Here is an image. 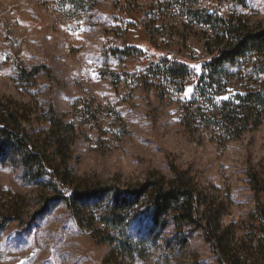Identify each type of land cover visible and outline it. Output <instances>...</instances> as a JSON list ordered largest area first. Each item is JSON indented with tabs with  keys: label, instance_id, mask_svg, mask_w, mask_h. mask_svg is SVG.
I'll list each match as a JSON object with an SVG mask.
<instances>
[{
	"label": "rangeland",
	"instance_id": "374dc122",
	"mask_svg": "<svg viewBox=\"0 0 264 264\" xmlns=\"http://www.w3.org/2000/svg\"><path fill=\"white\" fill-rule=\"evenodd\" d=\"M176 1L0 0V114L23 118L27 140L54 166L59 136L68 169L82 185L122 192L157 176L170 180L171 165L186 172L220 204L231 246L247 264H264L256 245L264 220L254 216L264 191L256 197L250 180L255 175L264 189V107L257 128L239 135L213 133L186 117V106L205 90L198 84L201 64L211 58L205 42L214 47L230 17L263 29L264 0ZM164 56L189 63L184 79L166 78ZM263 62L264 52L229 67L239 75L218 79L210 88L218 94L207 93L212 102H198L191 116L255 88L264 79ZM37 66L49 74L41 70L29 80L20 72ZM1 143L0 204L21 218L0 229V264H102L107 248L78 232L50 177L28 175L22 149ZM130 214L126 233L137 253L120 256L119 264H218L201 230L169 219L155 224L143 203Z\"/></svg>",
	"mask_w": 264,
	"mask_h": 264
},
{
	"label": "trees",
	"instance_id": "16d2710c",
	"mask_svg": "<svg viewBox=\"0 0 264 264\" xmlns=\"http://www.w3.org/2000/svg\"><path fill=\"white\" fill-rule=\"evenodd\" d=\"M175 2L179 3L176 0ZM223 23L226 29L224 34L220 35V40L215 42V46L210 47L207 42L204 44L205 51L211 58L202 62L203 71L199 76L198 84H205V90L199 88L198 99L186 106V110L189 111L186 117L205 122L204 126L207 129L211 128L213 133H221L222 129V132L233 131L239 135L241 132L257 128L261 123L259 109L264 107V79L261 83H257L255 88L245 87L243 94L235 96L234 101L215 106L217 108L213 112L194 116L190 113L194 105H199L198 102L205 99L212 102L207 93L215 91V94H218L216 89H210L212 85L218 84V79L228 80L239 75V73L235 75L228 73L229 67L241 68L243 64L238 65V61L260 56L264 52V28L252 29L248 21L241 16L230 17L228 22ZM202 24L208 25V22ZM257 63L260 62L255 64ZM262 65L264 68V62ZM161 67L167 79L182 80L191 66L184 60L166 59L164 56V65ZM41 70L49 74V70L44 66L34 67L30 72L20 68L24 78L29 80ZM23 120L9 111L0 114L1 142L11 143L22 149L21 165L28 175H35L37 178L50 177L56 199L64 204L78 232L88 233L96 246L107 248L102 264H119L120 256L131 258L137 253V248L128 238L126 231L129 221L134 217L130 214V210L139 203L147 207L155 224H158L160 219H169L178 228L191 226L201 230L205 242L217 256L218 264H247V258L243 259L239 250L231 246L233 237V234H230L231 226L225 228L221 226L220 218L223 210H219L220 204L214 203L213 199L197 188L186 172H181L171 165L173 176L170 180L157 176L153 181L148 179L138 187L122 192L99 184L82 185V180L73 177L68 169V158L61 151L63 142L59 136L55 139L60 162L54 166L45 151L36 147V142L27 140L21 127ZM52 125L54 128L58 126V121L54 117H52ZM1 142L0 147L3 144ZM250 180L253 192L258 197L264 191L263 186L255 175H250ZM63 188H67L70 193L65 194ZM17 200L21 198L18 197ZM10 210H4L0 204V229L21 218L18 212H10ZM254 216L264 220V206L258 199ZM262 233L264 235V230ZM256 245L258 252H261L264 258V239Z\"/></svg>",
	"mask_w": 264,
	"mask_h": 264
},
{
	"label": "built area",
	"instance_id": "2783aa9c",
	"mask_svg": "<svg viewBox=\"0 0 264 264\" xmlns=\"http://www.w3.org/2000/svg\"><path fill=\"white\" fill-rule=\"evenodd\" d=\"M125 29H127V25H124L123 30H125ZM122 32H123V31H122ZM122 32L119 34L120 37L123 35ZM149 83H151V80H149Z\"/></svg>",
	"mask_w": 264,
	"mask_h": 264
},
{
	"label": "crops",
	"instance_id": "0c3cea01",
	"mask_svg": "<svg viewBox=\"0 0 264 264\" xmlns=\"http://www.w3.org/2000/svg\"><path fill=\"white\" fill-rule=\"evenodd\" d=\"M172 59V58H171Z\"/></svg>",
	"mask_w": 264,
	"mask_h": 264
},
{
	"label": "snow or ice",
	"instance_id": "6c2138e0",
	"mask_svg": "<svg viewBox=\"0 0 264 264\" xmlns=\"http://www.w3.org/2000/svg\"><path fill=\"white\" fill-rule=\"evenodd\" d=\"M190 91V90H189Z\"/></svg>",
	"mask_w": 264,
	"mask_h": 264
}]
</instances>
